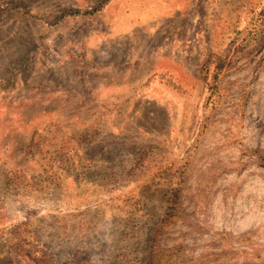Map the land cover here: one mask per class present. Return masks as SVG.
Segmentation results:
<instances>
[{"label":"rangeland","instance_id":"obj_1","mask_svg":"<svg viewBox=\"0 0 264 264\" xmlns=\"http://www.w3.org/2000/svg\"><path fill=\"white\" fill-rule=\"evenodd\" d=\"M0 264H264V0H0Z\"/></svg>","mask_w":264,"mask_h":264}]
</instances>
